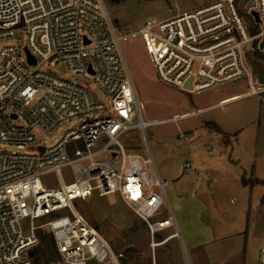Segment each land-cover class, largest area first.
I'll return each instance as SVG.
<instances>
[{
    "label": "built area",
    "instance_id": "obj_1",
    "mask_svg": "<svg viewBox=\"0 0 264 264\" xmlns=\"http://www.w3.org/2000/svg\"><path fill=\"white\" fill-rule=\"evenodd\" d=\"M245 1L213 0L120 31L104 0H0V44L12 42L0 48V144L29 149L0 150V264H34L29 253L39 244V231L52 236L63 264H123L124 253L73 207L94 194L120 195L152 239L176 226L171 213L156 218L167 210L166 182L146 130L185 114L144 121L121 43L142 36L169 87L201 94L245 79L246 98L258 96L264 93V0L246 10ZM18 36L24 43L13 42ZM62 68L78 81L66 79ZM66 124L71 128L55 143L41 142ZM132 130L140 132L147 156L126 152L120 142ZM66 168L70 182L45 183ZM23 220L44 221L26 233Z\"/></svg>",
    "mask_w": 264,
    "mask_h": 264
},
{
    "label": "rangeland",
    "instance_id": "obj_2",
    "mask_svg": "<svg viewBox=\"0 0 264 264\" xmlns=\"http://www.w3.org/2000/svg\"><path fill=\"white\" fill-rule=\"evenodd\" d=\"M104 1L110 18L120 31L128 28L136 31L143 28L147 21H164L178 13L197 10L211 3L213 0ZM248 3H250L249 6L251 7L255 6L254 0H246L242 8L246 10V4ZM24 41V37L18 36L13 42L22 44ZM11 43H1L0 48ZM121 49L128 71L136 86L144 121L149 123L185 114L181 118L186 119L182 121L151 125L146 130L148 149L165 182L166 178L162 170L164 165L169 166L172 170H182L183 163L192 158L193 154L197 155L200 159H221L228 156V151L219 152L221 141L220 136L215 131H211V135L209 136L206 135L204 120L210 119L214 121L219 119L227 128H230V125L235 122L243 125L252 119V111L264 104V93L246 98L247 94L243 93L249 90V85L245 79L218 86L201 94L188 93L167 86L160 80L142 36L123 41ZM255 54L260 57L259 52ZM60 73L66 79L78 81L63 68L60 69ZM93 92L102 102H106L105 96L101 91L94 87ZM230 96L234 97L221 102L224 105L230 103L223 108L205 111L195 110ZM221 103H218V105ZM209 127L212 128L211 125ZM70 128L71 125L66 124L54 134L43 136L41 142L43 144H53L58 140L60 135ZM254 132L256 133L255 130ZM254 132L248 129L244 137L245 142L255 140L256 134ZM222 140L223 142L228 141L231 144L235 141V138L223 136ZM120 142L126 152L130 154L139 152L146 156L148 155V149L144 145L138 130L130 131L129 136L121 138ZM206 145L213 147V150L208 151ZM222 146L224 147L223 144ZM2 149L22 153L29 151L28 148L20 149L17 146L0 144V150ZM150 168L152 176L155 179V168L153 165H150ZM62 180L65 182L72 180V173L69 168L62 170L61 174H53L44 179L46 184L55 186L60 184ZM168 188L167 185L166 191H168ZM73 207L111 243L116 251L124 253L123 264H140L139 254L141 250L144 254L142 264H151L154 247L152 246L153 241L150 242L149 228L126 205L120 195L109 194L99 196L98 194H94L85 200H75ZM161 217H167L165 212H162L156 218ZM43 221L36 220L32 223L30 220H23L22 227L27 233L32 224L40 225ZM171 231H173L172 228L165 230L164 235L167 236ZM38 238L39 244L35 249L44 247L43 240H49L50 237L47 236L46 232L39 231ZM47 259V255L41 253L39 264H63L58 257L59 261L56 262L49 263Z\"/></svg>",
    "mask_w": 264,
    "mask_h": 264
},
{
    "label": "crops",
    "instance_id": "obj_3",
    "mask_svg": "<svg viewBox=\"0 0 264 264\" xmlns=\"http://www.w3.org/2000/svg\"><path fill=\"white\" fill-rule=\"evenodd\" d=\"M234 96L195 110L223 108L230 103L221 102ZM204 122L207 136L215 131L213 126L220 129L221 133L215 131L221 141L219 152L229 154L221 159H200L193 154L182 170L162 167L169 187L164 212L173 214L176 226L167 228L173 229L167 236V229L154 239L149 234L150 242L157 243L151 264H264V185L243 181H264V104L243 125L235 122L227 128L219 119ZM248 129L256 131L254 141L245 142ZM223 136L235 141L223 142ZM206 148L213 150L210 145ZM186 164L191 165L189 170ZM139 255L142 264V250Z\"/></svg>",
    "mask_w": 264,
    "mask_h": 264
},
{
    "label": "trees",
    "instance_id": "obj_4",
    "mask_svg": "<svg viewBox=\"0 0 264 264\" xmlns=\"http://www.w3.org/2000/svg\"><path fill=\"white\" fill-rule=\"evenodd\" d=\"M213 129L215 131L221 133L220 129L217 126H213ZM243 181L246 185H253V184L264 185V181L258 180V179H253V180H248V181L243 179ZM263 203H264V199H263ZM47 236H49L50 238H49V240H47V239L43 240L45 246L44 247L42 246L41 248L34 250V258H33L34 264H39L41 253H45V255H47V257H48L47 260L49 263L59 261V259H57V257L60 258V256H59L58 252L56 251L52 236L48 233H47Z\"/></svg>",
    "mask_w": 264,
    "mask_h": 264
},
{
    "label": "water",
    "instance_id": "obj_5",
    "mask_svg": "<svg viewBox=\"0 0 264 264\" xmlns=\"http://www.w3.org/2000/svg\"><path fill=\"white\" fill-rule=\"evenodd\" d=\"M254 16H255L256 20L259 21L258 15H257L256 13L254 14ZM263 46H264V43L262 44V47H263ZM32 63H34V62L32 61ZM259 79H260V81H261L262 83H264V76H259ZM42 150H43V148H42ZM29 256H30L31 258H34V251H31V252L29 253Z\"/></svg>",
    "mask_w": 264,
    "mask_h": 264
},
{
    "label": "bare ground",
    "instance_id": "obj_6",
    "mask_svg": "<svg viewBox=\"0 0 264 264\" xmlns=\"http://www.w3.org/2000/svg\"><path fill=\"white\" fill-rule=\"evenodd\" d=\"M247 96H248V95H247ZM247 96H246V97H247ZM221 105H224V104H221Z\"/></svg>",
    "mask_w": 264,
    "mask_h": 264
}]
</instances>
